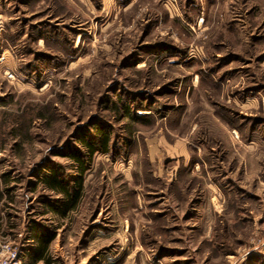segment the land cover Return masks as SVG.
Instances as JSON below:
<instances>
[{
  "label": "rangeland",
  "instance_id": "obj_1",
  "mask_svg": "<svg viewBox=\"0 0 264 264\" xmlns=\"http://www.w3.org/2000/svg\"><path fill=\"white\" fill-rule=\"evenodd\" d=\"M39 232L51 264H264V0H0V241Z\"/></svg>",
  "mask_w": 264,
  "mask_h": 264
},
{
  "label": "trees",
  "instance_id": "obj_2",
  "mask_svg": "<svg viewBox=\"0 0 264 264\" xmlns=\"http://www.w3.org/2000/svg\"><path fill=\"white\" fill-rule=\"evenodd\" d=\"M126 117H131V114L127 115ZM96 130L97 134L94 136V138H85L80 140V143L88 152V158H92L99 152H105L110 147V134H106L105 130L100 127H97ZM69 157L75 163H77V166L84 174L86 172L85 166L87 162L85 159V154L79 150H75L71 152ZM42 181L47 185L49 189L64 197L63 201L59 202L61 203L60 206L53 207L55 211L59 213L62 212L63 215H66L77 207L82 197V190L84 187L83 177H80L73 187H69L57 173L53 172V170H49L48 175H46V178H43ZM35 236L38 240V246L31 254L32 264H37L40 262L51 264L52 262L49 256L50 246L56 240V236L44 232L35 233ZM20 258L22 259V261L24 260L22 256H20Z\"/></svg>",
  "mask_w": 264,
  "mask_h": 264
},
{
  "label": "built area",
  "instance_id": "obj_3",
  "mask_svg": "<svg viewBox=\"0 0 264 264\" xmlns=\"http://www.w3.org/2000/svg\"><path fill=\"white\" fill-rule=\"evenodd\" d=\"M0 264H23L18 248L13 243L0 241Z\"/></svg>",
  "mask_w": 264,
  "mask_h": 264
},
{
  "label": "crops",
  "instance_id": "obj_4",
  "mask_svg": "<svg viewBox=\"0 0 264 264\" xmlns=\"http://www.w3.org/2000/svg\"><path fill=\"white\" fill-rule=\"evenodd\" d=\"M40 263H43V262H40ZM40 263H37V264H40Z\"/></svg>",
  "mask_w": 264,
  "mask_h": 264
}]
</instances>
